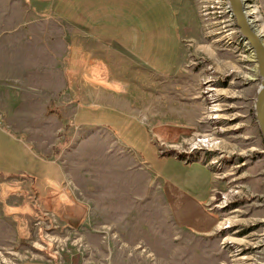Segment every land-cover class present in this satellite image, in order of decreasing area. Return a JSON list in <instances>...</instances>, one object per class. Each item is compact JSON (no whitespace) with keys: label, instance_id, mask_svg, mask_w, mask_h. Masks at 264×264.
Segmentation results:
<instances>
[{"label":"rangeland","instance_id":"obj_1","mask_svg":"<svg viewBox=\"0 0 264 264\" xmlns=\"http://www.w3.org/2000/svg\"><path fill=\"white\" fill-rule=\"evenodd\" d=\"M168 1L147 0L153 13L180 14L175 72L115 71L121 80L115 96L142 125L143 142L127 144L138 154L107 131L76 128L67 119L55 146L44 152L62 166L66 189L86 207L87 218L68 227L41 208L25 178L0 174V264H264V139L255 111L261 78L254 52L229 0ZM250 6L264 24V0H250ZM32 9L24 0H0L3 66L4 14ZM66 72L73 83L75 71ZM53 106L48 115L61 119ZM5 121L0 113V125ZM151 152L206 164L213 231L178 223L176 184L164 183V171L147 158ZM166 166L172 167L169 177L181 165L171 160ZM186 197V205L202 202Z\"/></svg>","mask_w":264,"mask_h":264},{"label":"crops","instance_id":"obj_2","mask_svg":"<svg viewBox=\"0 0 264 264\" xmlns=\"http://www.w3.org/2000/svg\"><path fill=\"white\" fill-rule=\"evenodd\" d=\"M24 1L32 6L31 14L25 15L23 10L4 14L0 113L6 117V126L0 125V160H4L0 174L25 178L41 208L53 210L70 227L86 220V207L67 191L62 166L44 151L55 146L68 119L76 128L107 131L136 152L127 144L138 147L143 142L138 133L142 125L115 96V87L121 84L115 71L141 68L174 73L182 54L181 18L178 12L153 13L147 0ZM66 71H75L73 83ZM52 104L61 119L48 115ZM23 120L32 127H26ZM147 158L157 171H164L165 184H176L173 190L180 199L173 212L178 223L213 231L212 179L206 164L184 163L154 152ZM171 160L181 165L170 174L172 178L166 177L172 171L166 166ZM200 188H204L201 193ZM184 196L202 202L186 205Z\"/></svg>","mask_w":264,"mask_h":264},{"label":"water","instance_id":"obj_3","mask_svg":"<svg viewBox=\"0 0 264 264\" xmlns=\"http://www.w3.org/2000/svg\"><path fill=\"white\" fill-rule=\"evenodd\" d=\"M229 3L232 13L237 20L239 33L246 41H248L250 47L255 52L256 60L258 63L261 82L255 101V111L256 119L264 139V44L260 37L250 27L248 20L244 15L240 1L229 0Z\"/></svg>","mask_w":264,"mask_h":264},{"label":"bare ground","instance_id":"obj_4","mask_svg":"<svg viewBox=\"0 0 264 264\" xmlns=\"http://www.w3.org/2000/svg\"><path fill=\"white\" fill-rule=\"evenodd\" d=\"M239 1H240L242 8H243L244 15L246 16L250 27L260 37V39L262 40V42L264 44V40L262 38L264 36V24L262 23V17H261V14L259 12V9L257 7L252 8L250 6V0H239ZM252 51H253V49H252ZM252 51H251V54L253 56ZM254 55H255V52H254ZM255 60H256V56H255ZM256 62H257V60H256ZM216 109H218V108H215V110Z\"/></svg>","mask_w":264,"mask_h":264},{"label":"trees","instance_id":"obj_5","mask_svg":"<svg viewBox=\"0 0 264 264\" xmlns=\"http://www.w3.org/2000/svg\"><path fill=\"white\" fill-rule=\"evenodd\" d=\"M48 112H49V113H55V112H54V111H52V110H48Z\"/></svg>","mask_w":264,"mask_h":264}]
</instances>
